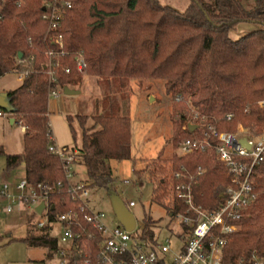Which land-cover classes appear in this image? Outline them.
<instances>
[{
  "label": "trees",
  "instance_id": "obj_1",
  "mask_svg": "<svg viewBox=\"0 0 264 264\" xmlns=\"http://www.w3.org/2000/svg\"><path fill=\"white\" fill-rule=\"evenodd\" d=\"M51 1L0 0V76L28 72L20 87L6 93L10 108H1L26 127L24 151L6 155L0 145V156L5 157L9 172L24 165L28 183L56 187L50 198L52 214L72 210L75 203L67 194L66 165L48 148L52 142L48 94L51 87L61 90L82 80L76 69L78 52L85 71L105 83L106 78L162 79L166 93L180 97L175 109L187 99L217 120L219 131H234L240 123L254 134L263 131L264 0H192L183 12L159 0H66L71 7L62 12L57 29L47 33L43 8ZM243 22L260 28L233 39L232 31ZM57 35L62 36V48L51 38ZM50 49L57 53L52 59L47 54ZM61 50L65 53L60 54ZM50 60L56 63L52 67L55 84L47 76ZM101 95L93 113L77 115L82 126L78 158L85 167L87 186L115 195L110 161L131 159V123L125 96L111 95L108 89ZM228 114L234 117L228 120ZM185 117L173 118L176 146L196 134L184 128ZM88 118L93 123L87 128ZM67 121L71 123L70 116ZM182 166L192 173L207 170L195 189L196 202L207 209L221 206L231 177L215 154L174 158L172 172ZM142 173L134 171L137 180ZM257 183L259 199L236 222L240 229L229 237L224 264H253L254 255L264 259V164L258 168ZM159 184L161 188L163 183ZM33 219L28 216V233L19 241L29 247L52 248L55 240L48 229L37 230ZM145 224L146 228L154 225L150 220ZM152 236L150 231L145 233Z\"/></svg>",
  "mask_w": 264,
  "mask_h": 264
},
{
  "label": "built area",
  "instance_id": "obj_2",
  "mask_svg": "<svg viewBox=\"0 0 264 264\" xmlns=\"http://www.w3.org/2000/svg\"><path fill=\"white\" fill-rule=\"evenodd\" d=\"M71 5L66 0L44 3L43 19L48 23L47 33L57 29L62 12ZM51 38L60 48L63 47L61 35ZM63 53L61 50L60 54ZM47 54L52 59L57 53L50 49ZM18 62L23 61L19 59ZM75 62L77 71L85 74L86 64L81 52L76 54ZM54 65L56 63L50 60L47 76L52 84L56 82ZM18 74L25 77L28 72ZM58 90L57 86L51 87L49 96L57 97ZM260 105L264 107V100ZM3 115L0 110V116ZM233 117V114L226 116L228 120ZM217 122L192 108L184 128L192 126L196 134L179 143L177 154L180 158L215 154L227 169L231 185L222 194L221 206L207 209L196 202L195 195V189L207 170L199 168L192 173L182 166L173 171L169 187L177 203L173 201L168 211L169 222L165 227L168 237H161V231L153 233L152 238L137 235L136 221L131 232L120 223L109 226L105 214L91 205L90 188L83 183H72V167L79 157V150L58 148L52 142L48 148L66 165L67 194L75 208L52 214L50 198L56 187L30 184L24 178L14 187L15 192L7 183L0 186V213L8 216L24 206L38 217L35 228L48 229L49 237L55 240L52 248H46L48 258L44 264H224L223 251L229 237L240 229L236 222L259 199L257 182L258 168L264 164V129L254 134L250 128L241 126L238 132L232 133L219 131ZM244 140L247 144L243 143ZM40 204L44 209L38 214L36 208ZM128 206L132 208L135 204L129 202ZM253 264H264V259L254 255Z\"/></svg>",
  "mask_w": 264,
  "mask_h": 264
},
{
  "label": "rangeland",
  "instance_id": "obj_3",
  "mask_svg": "<svg viewBox=\"0 0 264 264\" xmlns=\"http://www.w3.org/2000/svg\"><path fill=\"white\" fill-rule=\"evenodd\" d=\"M191 1L159 0L160 3L169 5L180 12L185 11ZM240 36L242 35L238 30L231 33L233 39H238ZM81 77L78 87L84 92L68 97L59 89L58 96L52 98L57 102L54 112L65 117V111L71 112L79 103L81 111L88 110L93 113L94 104L101 99L104 89H108L111 95L126 97L131 123V159L122 162L110 161L115 178L113 190L115 196L133 215L137 235L148 231L154 234L161 231V237H168L165 227L169 222L168 211L173 204L169 187L170 176L174 158L178 157V146L173 142V118L177 120L180 114H185V126L194 107L189 100L184 99L182 105H179V107L182 106L180 107L182 110L175 109L178 100L166 93L162 79L106 78L108 83H105L102 78L94 77L87 72L81 74ZM66 98L70 102L64 101ZM51 107L53 108L52 105ZM241 126L245 127L240 123L231 132H238ZM134 171H143L140 180L136 179ZM75 177L78 180L86 178L84 167L76 170ZM2 180L0 179V186L4 183ZM159 183H163L161 188ZM153 189H157L154 196ZM160 196L163 198L158 201L153 200ZM129 202H133L135 206L130 208ZM91 204L96 210L105 214L109 226L117 225L112 195H109L106 190L93 188ZM37 219L38 217L35 216L34 221ZM148 220L154 225L146 228L145 223ZM25 236L26 225L21 217L0 215V264H44L46 262L45 249L29 247L19 241Z\"/></svg>",
  "mask_w": 264,
  "mask_h": 264
},
{
  "label": "crops",
  "instance_id": "obj_4",
  "mask_svg": "<svg viewBox=\"0 0 264 264\" xmlns=\"http://www.w3.org/2000/svg\"><path fill=\"white\" fill-rule=\"evenodd\" d=\"M259 28L260 26L257 24L243 22L238 25L237 30L239 31V34L244 35L246 33H249ZM23 80H24V77L19 76L18 72H9V73H6L0 76V94L6 96V93L8 91L15 90L18 87H20ZM79 84H76L74 86H67L70 89L78 90L79 91L78 94H73V95L64 94V95L68 97L74 96V95H80L84 91L82 90V88L78 87ZM61 91H63V89H61ZM52 98H56V97H50L48 94L47 116H48V125H49V129L51 132L50 139L52 143H54V145L57 146L58 148H62V149L80 150V148L82 147V126L77 118V115H81V114L90 115L91 113L88 110L81 111L82 109H80V105L78 103L79 107L77 105L76 108L74 110L72 109L71 112L65 111L66 115L64 117L60 113L54 112L57 106V102L56 100H52ZM6 100H8L7 96H6ZM64 101L70 102L68 98H66ZM51 105L53 106V108L51 107ZM0 110L4 113L3 116H0V145L3 147L6 155H21L23 154V151H24V135L26 132V127L22 125L20 121L16 123V120L12 117V114L3 111L1 108ZM67 116L71 117V123L67 121ZM92 123H93V120L88 118L85 122V127L87 128L91 127ZM97 128L98 127L92 129V131L96 130ZM80 167H84V166L80 163V158L77 157L72 167L73 172H74V179L72 183H83L85 185H88L87 175H86V178L83 180L81 179L78 180L75 177L76 170ZM84 170H85V167H84ZM112 172H113V169H112ZM113 177H114V174H113ZM24 178H26L24 165H21L16 170L9 172L6 170L5 157L0 156V179H3L2 181L4 183L9 184L12 192H15L14 187L18 184L20 180ZM92 189L93 188H90L91 194H92ZM90 202H91V197H90ZM92 206L95 209L94 205ZM0 215L2 214L0 213ZM12 215L19 216L23 219L26 225V235H27L28 229H29L27 225V218L29 215H32L33 217H35V215L31 214L30 211L26 207L21 206L19 211H15L14 213L8 216H5V215H2V216L10 217ZM32 222L33 223L35 222L34 219L32 220ZM118 223L119 222H117V224ZM10 241L11 240H9V242ZM38 248H41V247H38ZM43 249H45L46 251L45 260H47L48 258L47 250L46 248H43Z\"/></svg>",
  "mask_w": 264,
  "mask_h": 264
},
{
  "label": "water",
  "instance_id": "obj_5",
  "mask_svg": "<svg viewBox=\"0 0 264 264\" xmlns=\"http://www.w3.org/2000/svg\"><path fill=\"white\" fill-rule=\"evenodd\" d=\"M21 56H22V54H21V52H19L17 55L18 59H20ZM63 93L67 94V95H73V94H78L79 91L70 89L66 86L63 88ZM9 106H10L9 101L6 100V96L0 94V108L9 109ZM190 129L193 130L194 127L191 126ZM243 143L247 144V142L245 140L243 141ZM112 202H113L117 222H119L122 226H124L127 231H129V232L133 231L135 228V219H134L133 215L126 209L124 203L122 201H120V199L117 196L112 195ZM43 209H44V205L40 204L36 208V212L38 214H41ZM50 210L53 211L52 206H51Z\"/></svg>",
  "mask_w": 264,
  "mask_h": 264
}]
</instances>
